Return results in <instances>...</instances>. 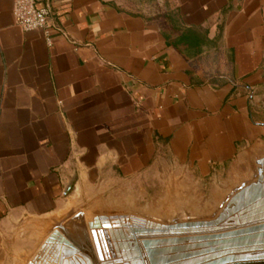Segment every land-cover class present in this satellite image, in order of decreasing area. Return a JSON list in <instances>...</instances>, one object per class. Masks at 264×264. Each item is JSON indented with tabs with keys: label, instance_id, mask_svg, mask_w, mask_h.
<instances>
[{
	"label": "crops",
	"instance_id": "obj_1",
	"mask_svg": "<svg viewBox=\"0 0 264 264\" xmlns=\"http://www.w3.org/2000/svg\"><path fill=\"white\" fill-rule=\"evenodd\" d=\"M34 2L50 8L46 35L0 0V264H100L92 230L113 261L166 218L151 210L167 209L169 181L200 195L253 180L264 0Z\"/></svg>",
	"mask_w": 264,
	"mask_h": 264
},
{
	"label": "water",
	"instance_id": "obj_2",
	"mask_svg": "<svg viewBox=\"0 0 264 264\" xmlns=\"http://www.w3.org/2000/svg\"><path fill=\"white\" fill-rule=\"evenodd\" d=\"M256 163V179L241 184L232 192L213 218L199 219L184 210L169 219L151 216L162 225L135 228L128 240H137V237L141 240L115 243L117 259L111 262L103 260L96 233L92 230L100 264L122 263L124 249L128 246L136 257L132 264H264V157ZM70 185L71 181L67 183V189ZM109 227V222H104L103 228ZM116 233H120L121 239L125 237L121 231ZM58 234L55 230L50 240ZM186 241L189 245H183L182 253L176 254L177 245ZM60 243L69 246L68 241ZM246 252L254 254H244ZM75 253L70 250L66 257ZM157 253H163L165 257L157 259ZM195 257L201 258L193 259Z\"/></svg>",
	"mask_w": 264,
	"mask_h": 264
},
{
	"label": "rangeland",
	"instance_id": "obj_3",
	"mask_svg": "<svg viewBox=\"0 0 264 264\" xmlns=\"http://www.w3.org/2000/svg\"><path fill=\"white\" fill-rule=\"evenodd\" d=\"M257 177V171L253 169V180L254 181ZM251 181V182H252ZM177 181H169V196H168V203L166 205L167 209L165 211L156 210L155 207H152L151 214L153 215H163L164 213L167 214L166 218L169 219L173 215H177V209L184 210L187 213L197 216L199 219H211L213 218L214 214L219 212L223 205L225 204L228 197L234 192L231 190L228 194V186L223 185L225 180H217L216 183L210 182L208 186H200L199 192L200 195L195 194H188V190L186 186H189L192 181L184 180V191L178 190L179 185ZM248 183V181L246 182ZM178 192V194H171ZM161 212V213H160ZM195 213V214H194ZM171 216V217H170ZM183 245H189V243L182 242V244H178L177 247L179 248L176 250V254L179 252L182 253ZM100 246V245H99ZM101 246H104L101 245ZM105 250V249H104ZM201 257H195L193 259H200Z\"/></svg>",
	"mask_w": 264,
	"mask_h": 264
},
{
	"label": "built area",
	"instance_id": "obj_4",
	"mask_svg": "<svg viewBox=\"0 0 264 264\" xmlns=\"http://www.w3.org/2000/svg\"><path fill=\"white\" fill-rule=\"evenodd\" d=\"M12 14L15 24L24 31L40 29L47 34L48 5L36 6L34 0H13Z\"/></svg>",
	"mask_w": 264,
	"mask_h": 264
},
{
	"label": "bare ground",
	"instance_id": "obj_5",
	"mask_svg": "<svg viewBox=\"0 0 264 264\" xmlns=\"http://www.w3.org/2000/svg\"><path fill=\"white\" fill-rule=\"evenodd\" d=\"M152 222V224L154 225L153 227H157V225H159V226H161L162 224L161 223H158V222H154L153 220L151 221ZM133 231H130V234L128 235V236H131V233H132ZM105 233V232H104ZM122 234V233H121ZM104 237V236H103ZM105 239V238H104ZM141 239H139V241H140ZM139 241H137V242H139ZM110 245V244H109ZM95 247V246H94ZM129 247V246H128ZM105 250H107L108 249V247H107V245H105V248H104ZM110 251V250H109ZM112 251V250H111ZM113 254V253H112ZM244 254H254V253H251V252H246V253H244ZM115 259V258H114ZM112 260V259H111ZM106 262H111V261H109V260H105ZM120 264V263H119Z\"/></svg>",
	"mask_w": 264,
	"mask_h": 264
}]
</instances>
